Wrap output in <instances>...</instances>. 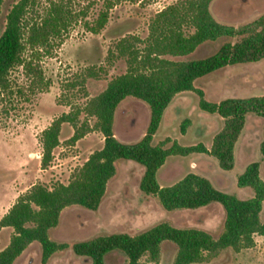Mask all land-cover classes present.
<instances>
[{
    "label": "trees",
    "instance_id": "trees-1",
    "mask_svg": "<svg viewBox=\"0 0 264 264\" xmlns=\"http://www.w3.org/2000/svg\"><path fill=\"white\" fill-rule=\"evenodd\" d=\"M41 1L45 3L42 9ZM211 1L178 0L157 12L150 23L147 38L142 40L133 35L121 38L115 50L116 55L126 58V71L112 77L106 87L87 99L82 107L61 113L41 131L42 168L50 163L65 122L74 126L69 142L97 130L103 135V144L90 153L66 184L57 182L49 188L35 183L18 195L0 217V230L12 228L8 243L0 249V264H13L32 242H38L41 247L38 264H47L56 251L67 248V243L51 239L49 230L58 224L59 215L67 206L98 207L119 159L132 160L143 167L140 190L156 196L167 210L195 209L212 202L219 203L225 212L223 231L215 238L201 228L178 227L161 221L136 234L112 232L73 242L72 251L88 257L90 264H105L104 256L112 250L123 252L125 264H146V261L158 264L160 245L165 240L177 246L172 264L198 263L210 260L227 247L235 251L251 247L254 234L264 238V221L260 219L264 179L258 161L249 162L236 179L238 187L253 190V195L248 198L220 190L207 177L195 172H188L168 185H161L157 178L158 170L172 155L208 153L221 169L230 170L235 160V143L247 115L264 117V94L208 101L202 91L194 87L196 79L226 65L264 58V13L240 26L224 24L211 14ZM108 8L101 10L92 23H84L85 28L93 33L103 28L108 19ZM78 17L71 0H17L11 6L0 33V98L11 88L10 71L19 65L29 79L30 90L48 88L50 80L44 76L40 57L53 53ZM187 27L193 31L187 33ZM221 37L237 39L223 42L213 54L203 58L174 60L165 57L186 55L199 44ZM139 42L142 45L139 46ZM26 51L29 56L24 55ZM114 56L113 51H109L108 58ZM83 76L97 77L98 72L90 66L84 70ZM82 81L83 78L77 82ZM190 90L199 95L201 110L217 114L223 120L210 147L201 142L183 145L168 137L153 143V135L167 106L177 93ZM127 96L139 99L149 107L145 133L130 143L120 141L113 133L115 109ZM80 112L86 117H94V123L89 124L87 118L79 121ZM259 150L264 157V139Z\"/></svg>",
    "mask_w": 264,
    "mask_h": 264
},
{
    "label": "rangeland",
    "instance_id": "rangeland-1",
    "mask_svg": "<svg viewBox=\"0 0 264 264\" xmlns=\"http://www.w3.org/2000/svg\"><path fill=\"white\" fill-rule=\"evenodd\" d=\"M16 1H2L0 33L5 26L6 14ZM177 1L71 0L73 9L79 13L78 20L53 53L42 55L39 60L45 78L50 80L48 88L30 90L29 79L21 65L10 71L11 88L0 98V217L31 185L41 183L50 188L57 182L66 184L90 153L102 146L103 135L97 130L69 142L74 126L65 122L50 163L45 168L40 165L41 131L61 113L82 107L87 99L102 91L112 77L124 73L126 58L116 55V43L132 35L142 40L147 38L150 23L157 12ZM44 5L41 1L40 9ZM108 6V19L103 28L96 33L88 31L84 23H92ZM209 9L217 21L240 26L264 13V0H212ZM185 31L190 33L193 29L187 27ZM236 39L221 37L208 40L186 55L165 57L174 60L203 58L213 54L223 42ZM111 50L115 56L109 59ZM29 54V51L24 53L25 56ZM90 66L98 72L97 77L83 76L84 70ZM82 78L79 84L77 81ZM194 87L201 90L208 101L264 94V58L226 65L196 79ZM198 101L196 91L177 93L164 111L153 135V143L168 137L183 145L201 142L210 147L223 120L217 114L201 110ZM86 118L89 124L94 123V117L79 113V121ZM148 121V105L127 96L115 109L113 133L122 142H135L145 133ZM263 139L264 117L248 114L235 143V160L230 170L221 169L208 153L172 155L158 170V181L161 185H168L188 172H195L207 177L220 190L248 198L253 195V190L239 188L236 179L251 161L259 162L260 175L264 179V157L259 150ZM115 167V174L108 180L105 194L96 209L73 204L61 211L58 224L49 230V236L69 246L56 251L47 264H90L88 257L72 251L70 246L73 242L112 232L136 234L161 221L178 227L201 228L215 238L223 231L225 212L219 203L212 202L195 209L167 210L156 196L140 190L143 167L139 163L119 159ZM260 219L264 221V200ZM11 234V227L0 230V249L8 243ZM253 237L251 247L239 251L227 247L208 261L191 264H261L264 261V238L258 234ZM176 252L175 243L163 241L158 264H172ZM40 255L39 243L32 242L13 264H38ZM142 260L146 261V258L142 257ZM104 261L105 264H125L126 257L120 250H112L105 254ZM146 264L157 263L146 261Z\"/></svg>",
    "mask_w": 264,
    "mask_h": 264
},
{
    "label": "crops",
    "instance_id": "crops-1",
    "mask_svg": "<svg viewBox=\"0 0 264 264\" xmlns=\"http://www.w3.org/2000/svg\"><path fill=\"white\" fill-rule=\"evenodd\" d=\"M240 188V187H239Z\"/></svg>",
    "mask_w": 264,
    "mask_h": 264
}]
</instances>
